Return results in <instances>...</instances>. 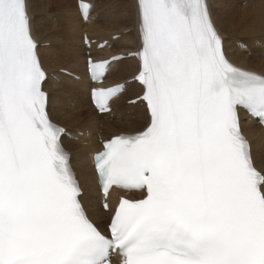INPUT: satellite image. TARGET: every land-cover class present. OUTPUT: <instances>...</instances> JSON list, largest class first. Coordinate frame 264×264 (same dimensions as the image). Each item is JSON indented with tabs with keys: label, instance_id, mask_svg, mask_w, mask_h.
Wrapping results in <instances>:
<instances>
[{
	"label": "snow or ice",
	"instance_id": "obj_1",
	"mask_svg": "<svg viewBox=\"0 0 264 264\" xmlns=\"http://www.w3.org/2000/svg\"><path fill=\"white\" fill-rule=\"evenodd\" d=\"M133 7L134 51L99 58L83 38L96 112L111 114L127 82L108 78L134 59L140 92L129 104L146 114L142 130L113 135L92 157L101 228L50 112L39 53L48 45L34 36L32 4L0 0V264H264V163L241 120L244 112L264 127V75L230 62L209 0ZM77 8L95 22L92 4ZM115 190L132 195L113 206Z\"/></svg>",
	"mask_w": 264,
	"mask_h": 264
},
{
	"label": "bare ground",
	"instance_id": "obj_2",
	"mask_svg": "<svg viewBox=\"0 0 264 264\" xmlns=\"http://www.w3.org/2000/svg\"><path fill=\"white\" fill-rule=\"evenodd\" d=\"M84 1L93 5V12L95 6L93 0ZM237 1L209 0L213 19L224 41L225 52L238 67L264 75V0H240L242 3H245L244 1L247 3L241 7L238 6L239 1ZM30 2L32 4L34 36L37 42L44 44L54 42V40L56 41L52 36L41 37L43 33L46 35L48 31H52L54 28V26L52 27L51 16L45 13L47 8L44 7L41 0H30ZM112 2L114 3V1ZM115 2L116 4L112 6L111 11V13L114 11V18L111 19L117 23L115 24L113 22L114 25L110 27H102V25H99L100 23H104L108 15L101 16V19L96 20L94 23L86 24L79 19L77 0H75V6L72 7V14L68 15L69 21L67 22L68 27L66 28L69 30L68 36L70 39L68 50L63 54L57 53L58 51H54L55 49L52 47L47 49L40 48L39 50L47 73L49 76L52 75L46 82L45 89L49 92L51 98L50 112L53 115V121L59 126L64 127L74 137H77L76 132L80 128L89 129L90 133L87 136L78 138V140L87 141L86 138H88L87 144L91 148L81 149L79 144L70 140H64V145L72 154V164L84 191L82 199L85 207L93 220L101 228L105 227L107 216L100 208L99 190L92 169L90 153L95 149H99L98 137L106 140L120 133H135L136 131L142 130L146 124V114L143 108L138 106L126 107L125 105L126 109H119L122 97L130 96L127 101L136 99L140 88L135 86V84L126 86V90L121 97L112 103V114L109 117L107 116L108 119H111L110 117H119L122 124L130 121V124H133L131 128L121 129V126L118 127L119 129L110 128L106 122H100L101 119L107 117L97 116L89 104V87L83 68V57L86 52L82 45L83 35L88 34L92 40H109L110 46L105 50L96 51L95 47L92 48L93 55L99 58H106L113 54H124L127 51H134L137 48L138 37L136 31V16L133 7L134 0H115ZM105 4L100 3V5L96 6L102 9ZM94 34L100 35V37H94ZM113 34L120 35L121 39L118 41L112 40L110 37ZM64 64H70L68 68L72 70L64 67ZM137 67L138 64L134 59H125L116 65L107 83L115 84L126 82L135 74ZM52 69L67 70L71 73H76V75L79 74L80 79L75 81L64 75L51 74L50 70ZM54 77L56 79L61 78V82L63 80L64 83L56 85L55 89H52L50 85H55L53 83ZM75 100L83 102L87 106V111H81L82 113L78 115L79 118L84 120V122H81L83 124L79 125L78 119L75 120L76 117H67L66 102ZM132 109L134 110L133 113L130 116H126L125 112L127 110L131 112ZM242 116V121H246L245 116L243 114ZM100 123L101 129H98ZM73 124L75 126L70 128L69 125ZM243 128L244 134L251 145L253 158L258 164L264 163V129L250 121H246L243 124ZM117 193L118 191L115 190L110 194L109 202L113 206L116 204L115 196Z\"/></svg>",
	"mask_w": 264,
	"mask_h": 264
},
{
	"label": "rangeland",
	"instance_id": "obj_3",
	"mask_svg": "<svg viewBox=\"0 0 264 264\" xmlns=\"http://www.w3.org/2000/svg\"><path fill=\"white\" fill-rule=\"evenodd\" d=\"M41 1L43 3L44 7L47 8L46 11H45V13H48L51 16V18H52L51 19L52 20V24H53L52 27L54 26V28L52 29V31L51 30L48 31V32H51V33H48L47 32L46 35H44V33H43L41 35V37H49V36H52V37H54L56 39V41L54 40V42L44 43L45 45H48V46L47 47H41V49H47L49 47H52L53 49H55L54 51H56V52L58 51L57 53L63 54V53H65V51L68 50V44H69L70 39H69V36H68L69 30H67L66 28L68 27V23L67 22L69 21L68 15L72 14V10H73L72 7L75 6V0H41ZM101 1H103V2H101ZM112 1H114V3ZM238 1H237L238 2V6H240V7L241 6H245L247 4L246 1H244L245 3L240 2V0H238ZM93 2L95 3V6H94V10L92 12V15L95 18V21L101 19V16H107L108 15L105 18L104 23H100L99 26H101V25H102V27L103 26L104 27L113 26L114 23H115V21L113 19H111V18H114V11L112 13H111V11H112V6L116 4L115 0H93ZM100 3H102V4H105L106 3L107 5L105 4L102 7V9L97 8L98 6H96V5H100ZM105 24H106V26H105ZM99 26H97V27H99ZM227 29H228V27H227ZM127 30H129V29H127ZM93 36L94 37H100V35H97V34H94ZM237 37H242V36H237ZM85 54H86V52H85ZM69 65L70 64H68V65L67 64H64V67H66L67 69H69L68 68ZM69 70H72V69H69ZM50 71H51L50 72L51 74H54V73L55 74H58L60 70H58V69H52ZM60 74L61 73H59L58 75H60ZM75 75H76V73H75ZM78 76H79V74H78ZM54 80H55V82H54ZM53 83L55 85H50V87L52 89H55L56 85L63 84L64 82H63V80L61 82V78L60 79L59 78L56 79V77H54L53 78ZM129 98H130V96H124V97L121 98V103L119 105V109H121V108H125L126 109V107H128V105H127V102L128 101L127 100ZM79 102L80 101H76V100L75 101H68V103L66 102L67 117H72V118L73 117H76L75 120L78 119V121H79V122L77 121L78 122V125L79 124H83L81 122H84V120L81 119V118H79L78 115H80V113H82L81 111H87V106H85L83 104V102H80V103ZM124 102H125V104H124ZM125 105H126V107H125ZM140 108H142V107H140ZM133 111H134L133 109L131 110V112L129 110H127L125 112V115L126 116H130L133 113ZM110 118L111 119H108V117L107 118H103V119L100 120V122H106V124H108L110 126V128H113V129H119L118 127H120V126H121L120 127L121 129H128V128H131L132 125H133V124H130V121L122 124L120 122V118L119 117H116V118L115 117H110ZM75 124L69 125L70 128L71 127H74ZM98 126H99L98 129H101V123ZM136 129H138V128H136ZM79 133H83V134L82 135H78ZM89 133L90 132H89V129L88 128H83V129L80 128V130L78 132H76V135H77L78 138H81L82 136L83 137L84 136H87ZM73 142L79 144V147L81 149H83V148H91V146H89L87 144V141H81V140H78L77 139V140H73Z\"/></svg>",
	"mask_w": 264,
	"mask_h": 264
}]
</instances>
